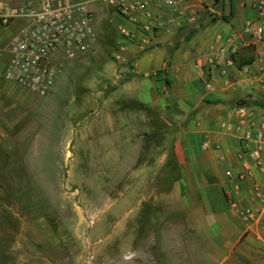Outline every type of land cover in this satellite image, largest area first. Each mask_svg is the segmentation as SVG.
Here are the masks:
<instances>
[{"label": "rangeland", "instance_id": "1", "mask_svg": "<svg viewBox=\"0 0 264 264\" xmlns=\"http://www.w3.org/2000/svg\"><path fill=\"white\" fill-rule=\"evenodd\" d=\"M120 22L112 9H99L97 26L106 31L103 40H112L66 61L48 95L3 88L0 264H264V246L254 256L249 246L239 247L223 263L226 249L207 238L220 236L211 216L201 224L189 213L195 228L183 216H164L166 202L154 197L165 195L179 177L178 168L162 161L177 143L174 127L153 106L122 102L115 88L122 75L108 72L103 61H115ZM189 32L167 41L177 39L180 46ZM126 66L116 65L123 73ZM115 96L116 108L107 104ZM109 109L129 115V130L92 134L103 122L98 115ZM145 166L151 168L141 174Z\"/></svg>", "mask_w": 264, "mask_h": 264}, {"label": "crops", "instance_id": "2", "mask_svg": "<svg viewBox=\"0 0 264 264\" xmlns=\"http://www.w3.org/2000/svg\"><path fill=\"white\" fill-rule=\"evenodd\" d=\"M212 1L193 0L187 14L174 15L178 21L174 26L156 33L139 32L138 38L126 41L129 47L123 63L116 55L115 61L111 57L103 61L108 72L114 70L115 75L123 76L122 83L117 81L115 87L122 93L123 103L136 100L153 106L160 111L161 119L174 127L172 135L177 143L162 161L167 159V166L171 163L178 168L179 177L165 195L154 197L156 202H166L164 216H183L192 225L188 219L191 212L201 224L206 216L215 218L220 236L207 238L213 237L226 249L221 260L224 263L239 247L249 246L250 255L254 256V250L264 246L259 240V225L245 224L226 197L231 185L229 173L235 176L240 170L247 143L245 129L238 131L226 113L235 105H246L255 113L251 124L255 126L264 120V42L256 41L248 33L247 24L258 17L250 0H221L218 4ZM166 13L171 14L169 10ZM185 28L190 31L186 42L178 46L177 39L167 41L168 37L183 34ZM112 38L110 35L102 39L101 45H108ZM231 55L234 65L227 64ZM237 61L245 66L238 67ZM118 64H127L123 67L125 73L116 67ZM197 64L205 67L204 78L197 75ZM118 101L115 96L107 104L116 108ZM98 116L103 117V122L90 129L92 134L122 136L125 128L129 130L127 113L109 109ZM224 123L226 127L222 126ZM205 142L210 145L207 150L202 146ZM144 168L141 174L151 167ZM251 171L253 176L242 183L239 193L248 206L254 205L250 200L253 182L262 178L254 163ZM109 175V171L104 174Z\"/></svg>", "mask_w": 264, "mask_h": 264}, {"label": "built area", "instance_id": "3", "mask_svg": "<svg viewBox=\"0 0 264 264\" xmlns=\"http://www.w3.org/2000/svg\"><path fill=\"white\" fill-rule=\"evenodd\" d=\"M192 1L22 0L1 3L0 95L5 86L21 88L40 97L51 93L65 62L95 48L106 34L104 28L97 26L100 8L112 9L121 19L117 28L123 39L118 42L115 55L118 61L124 62L129 47L126 41L138 38L139 32L156 33L174 26L178 23L174 15L187 14ZM250 1L258 17L247 24L248 33L256 41L264 42V0ZM232 55L227 59L228 65L235 64ZM195 68L197 75L204 78L205 67L197 64ZM207 88H210L209 82ZM226 115L238 131L245 129L247 140L240 170L235 176L229 173L231 185L226 197L245 224L259 225V239L264 243V120L255 126L251 124L255 113L246 105H235ZM202 146L205 150L210 148L208 142ZM251 163L260 168L262 178L253 182L250 200L254 205L248 206L239 198V193L242 183L253 176Z\"/></svg>", "mask_w": 264, "mask_h": 264}, {"label": "trees", "instance_id": "4", "mask_svg": "<svg viewBox=\"0 0 264 264\" xmlns=\"http://www.w3.org/2000/svg\"><path fill=\"white\" fill-rule=\"evenodd\" d=\"M220 1H221V0H215L216 4H218ZM105 32H106V31H105ZM105 37H106V34L103 35V36L101 37L100 40H102V39L105 38ZM236 63H237V65H238V67H240V68H242V67L245 66V65H242L241 63H239L238 61H237Z\"/></svg>", "mask_w": 264, "mask_h": 264}]
</instances>
